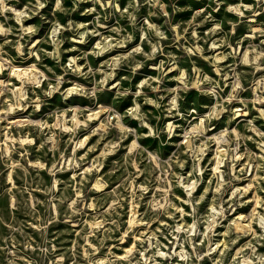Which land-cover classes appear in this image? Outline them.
<instances>
[{"label":"rangeland","instance_id":"rangeland-1","mask_svg":"<svg viewBox=\"0 0 264 264\" xmlns=\"http://www.w3.org/2000/svg\"><path fill=\"white\" fill-rule=\"evenodd\" d=\"M0 264H264V0H0Z\"/></svg>","mask_w":264,"mask_h":264},{"label":"bare ground","instance_id":"bare-ground-1","mask_svg":"<svg viewBox=\"0 0 264 264\" xmlns=\"http://www.w3.org/2000/svg\"><path fill=\"white\" fill-rule=\"evenodd\" d=\"M243 113H244V112H243ZM243 113H242V115H244V114H245V113H244V114H243ZM240 115H241V113H240ZM187 186H188V185H187Z\"/></svg>","mask_w":264,"mask_h":264}]
</instances>
